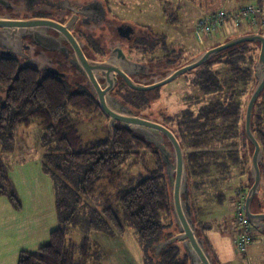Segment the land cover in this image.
Returning <instances> with one entry per match:
<instances>
[{"label": "trees", "instance_id": "1", "mask_svg": "<svg viewBox=\"0 0 264 264\" xmlns=\"http://www.w3.org/2000/svg\"><path fill=\"white\" fill-rule=\"evenodd\" d=\"M257 3L264 5V0ZM159 36L166 56L181 54L170 48L165 33ZM251 46L257 50V55L247 54ZM259 51V43L244 42L220 52L196 68L198 74L193 83L203 95L188 100L190 104H200L205 95L209 99L200 105L198 112L192 106L182 110L177 117V130L169 126L182 145L190 149L186 148L185 156L192 211L196 224L201 223L204 233L211 226L200 218L195 191L202 190L205 177H212L214 168L219 174L227 175L233 165H240L246 172V165L250 162L251 155L245 153V145L253 144L246 136L243 122L246 107L242 97L249 83L256 82L255 63ZM216 62L228 65L226 73L222 69H212ZM145 94L130 90L126 95V100L130 101L127 104L139 113L146 103ZM82 115L90 116L94 120L93 126L96 124L90 134L82 130ZM105 118L108 120L90 90L73 88L58 76L44 75L38 69L22 67L15 58L0 55V140L5 137L12 140L16 127H29L34 121H40L45 131L39 160L51 180L59 220V226L51 231L47 242L34 251L20 252L18 264H85L92 252L90 238L85 237L81 244L71 242L66 228L68 223L76 221L78 210L83 206L91 210L90 227L114 228L119 234L126 230L122 216L125 214L136 226L140 240L150 246L155 242L160 245L171 236L167 229L172 225L178 228L161 150L120 123L115 124L112 134ZM166 120L173 118L167 117ZM252 126L264 150V91L254 107ZM214 139L217 144L211 143ZM221 139L222 145L219 143ZM145 149L152 150L158 167L152 169L146 165V173L128 177L124 165L130 160L131 167L138 164V159H144ZM261 171L262 189L264 157ZM248 187L244 189V197ZM240 193H236L232 200H237ZM1 196L7 197L16 211H23V199L0 156ZM218 196L223 202L224 195ZM93 199L99 201L101 211L95 208ZM233 220L238 234L242 228L238 218ZM199 235L216 261L217 255L208 236L200 232ZM157 246L152 248V264H191L182 242L170 244L160 251ZM78 252L83 256L81 261L76 259Z\"/></svg>", "mask_w": 264, "mask_h": 264}, {"label": "rangeland", "instance_id": "2", "mask_svg": "<svg viewBox=\"0 0 264 264\" xmlns=\"http://www.w3.org/2000/svg\"><path fill=\"white\" fill-rule=\"evenodd\" d=\"M242 1L244 3L258 2V0ZM221 2L222 0H106L108 18L113 19L116 23L126 21L136 31V36L131 41L124 42L126 51L136 60L149 64L151 72L155 75L159 73L161 76L187 63L204 50L227 41V39L236 35L263 31L261 24L257 26L233 27L226 34L216 35L200 45L193 33L194 23L210 10L217 8ZM235 3L236 0H229L226 6L230 8ZM165 10H167V13ZM94 33L101 37L110 35L113 40L121 39L116 30L107 25ZM161 33L167 35L170 48L175 49L178 54L181 53L179 56H166L163 44L159 39V34ZM247 54L257 55V50L251 46ZM228 68V65L223 62H216L212 66V69H222L224 73H226ZM197 74L195 70L191 74L179 76L174 81L158 89L145 91L148 99L139 114L152 117L164 123L167 122L168 126L177 130L179 128L177 117L182 110L192 106L195 112H198L200 105L209 99V96L205 95L203 97L204 100L200 104H190L188 100L189 97L203 95L202 93L199 94V88L193 83ZM256 82L252 81L249 83L248 90L242 97L245 107H247ZM72 87L75 88L74 86ZM76 89H81V87L77 86ZM124 92L123 89L122 93ZM167 117H172L173 120L167 121ZM82 118L84 119L82 130L90 134L96 124L93 126L92 122L94 120H91L90 116L82 115ZM105 120L104 122L107 123L108 120L106 118ZM221 124H219V127ZM213 125L211 124L210 126ZM44 131L38 120L34 121L29 127H16L12 140L8 137L0 140V156L8 166L18 192L23 199V210H26L27 213L41 212V215H45L46 229H48L50 226L58 227L59 220L55 209V195L52 183L50 182L47 185L45 180H41L39 178L41 176L38 175L39 170L45 174L39 160L43 148ZM215 140L211 143L217 144ZM219 143L222 145L223 140H219ZM166 145L169 149L172 148L168 141ZM210 146L213 147L214 145L211 144ZM186 148L190 151L188 147L184 146L185 153ZM245 148V153L248 152L251 155L250 162L245 168L246 172L243 171L240 165H233L228 170L229 173L227 175L219 174L214 168L213 176L205 177L206 183H204L202 190L195 191L196 205L199 207L200 218L211 226V229L204 233L201 223H198L196 224L197 230H199L201 235L206 234L208 236L217 255L215 264H264V235L253 230L251 233L252 238H249L250 242L242 248L238 242L240 236L243 235L241 234L243 229H240L241 232L237 234L238 227L236 226V221L233 220L238 218L241 228L243 227L241 218H239L240 207L238 206H244L246 197H244V189L251 184L249 176L251 174L254 146L247 143ZM144 152V159H138V164L131 167L130 160L124 165V171H126L128 177L135 176L140 172L146 173L147 166L152 169L158 167L157 159L152 150L145 149ZM21 164L26 165V168L22 169L27 179L25 181L21 179L20 175L19 168H21ZM35 177H38L40 181L38 178L34 179ZM28 181L31 182L29 183ZM36 182L39 183L38 186ZM239 191L241 192L239 194L240 197H237V200H232ZM219 194L224 195L225 199L223 202L219 201ZM258 202H262L261 206L264 208V185L259 195L255 197L252 209H255ZM92 203H94L96 209L102 210V206L97 199H93ZM235 211L237 212V214L235 213L236 215L234 214ZM90 215V208L83 206L78 210L77 222H70L66 226L67 237L71 242L81 244L85 237L90 238L92 252L90 259L85 264H152L150 260V256L154 257L152 248L156 247L158 243L155 242V244L150 246L140 240L136 226L125 214H122L126 226L123 234L114 231V228L102 230L101 228L90 227ZM177 232L178 228L175 225L167 229L168 235H173ZM82 257L80 252L76 254L78 261H81Z\"/></svg>", "mask_w": 264, "mask_h": 264}, {"label": "water", "instance_id": "3", "mask_svg": "<svg viewBox=\"0 0 264 264\" xmlns=\"http://www.w3.org/2000/svg\"><path fill=\"white\" fill-rule=\"evenodd\" d=\"M2 2V1H0ZM104 15V14H103ZM102 15V17H103ZM76 17L74 16L67 24L62 25L54 23L55 21L45 18L34 19H19L11 18L6 15H0V45L4 41L14 43L22 35H35L36 40L48 48H52L48 43L47 36L37 31L36 26L54 27L58 30L65 29L66 34H71L70 28L73 26ZM244 42H255L260 44L258 59L255 63L256 85L248 100L245 114V131L249 141L253 144L254 150L251 163V179L250 186L245 197L244 209L247 220L260 231L264 230V213L254 212L252 204L259 193L262 185L261 163L264 157L263 146L255 134L252 126L254 107L262 92L264 91V33L261 31L248 32L235 36L227 41L210 47L193 59L183 64L182 66L171 70L166 75L159 77L157 80L149 83H139L133 81L127 74L131 73L132 69H123V66L128 68L134 66L144 67V64L137 63L125 54L121 46H118L112 52V55L105 61L86 62L81 69L87 77L94 81L97 89V100L108 117V128L113 134L114 126L120 123L135 134L144 137L147 141L153 143L161 150L162 159L165 165V170L168 175L171 194L172 208L175 220L178 226V232L169 237H166L160 245L159 251L175 242H182L186 253L190 258L191 264H215L205 241L199 235L196 222L193 217L192 204L190 198V183L187 169V162L184 147L177 136L176 132L167 126L162 121H158L152 117L139 114L131 106L123 103L112 95L118 80V76H123L128 85L138 91H151L160 88L183 74L192 72L194 69L202 66L220 52L234 47ZM8 55V53H6ZM127 70V71H126ZM104 74L107 83L103 88L95 82L96 73ZM168 141L171 149L166 145Z\"/></svg>", "mask_w": 264, "mask_h": 264}, {"label": "flooded vegetation", "instance_id": "4", "mask_svg": "<svg viewBox=\"0 0 264 264\" xmlns=\"http://www.w3.org/2000/svg\"><path fill=\"white\" fill-rule=\"evenodd\" d=\"M0 1H2L0 2V15H6L11 18L51 19L55 21L54 23H60L63 27V25L67 24L74 16L76 17L73 26L70 28V35L66 34L65 29H62V27H60L61 30L47 26L35 27L37 31H41L42 35L47 36L48 43L52 48H48L39 43L34 34L22 35L14 43L4 41V44L8 46L0 45V55L15 58L22 67H32L38 69L44 75L58 76L75 88L78 86L90 90L97 99L96 84L94 81L90 80L81 69H84L83 65L89 60H107L112 55L114 49L121 46L128 58L137 63L144 64V67L134 66L128 68L127 66H123V69H132L130 70L131 73L127 74L133 81L149 84L161 77V74L157 73V75H155L151 72L149 64L136 60L126 51L124 42L131 41L136 36V31L126 21L116 23L113 19L108 18L106 0ZM105 25L114 28L121 39L113 40L110 35L101 37L94 33ZM6 53H8V55ZM152 76L154 77L153 79ZM94 80L103 88L107 83L104 74L100 72L96 73ZM123 89L125 91L124 93H122ZM130 90L138 91L132 89L128 85L126 79L119 75L112 95L127 104L130 101L128 102L126 100V95ZM144 99L147 100L146 94ZM165 143H167V141ZM252 182L251 180L250 186ZM253 211L264 213V208H262L261 203L258 202V205ZM253 227L257 233L259 232L264 235V230L260 231L255 226Z\"/></svg>", "mask_w": 264, "mask_h": 264}, {"label": "crops", "instance_id": "5", "mask_svg": "<svg viewBox=\"0 0 264 264\" xmlns=\"http://www.w3.org/2000/svg\"><path fill=\"white\" fill-rule=\"evenodd\" d=\"M228 1L229 0H222L221 4L218 5L217 8L210 10L206 14L221 7H225L227 9H236L245 4L242 0H236L235 5L229 8L226 6ZM25 168V164H21V168H19L21 179H23V181L27 180L22 171V169ZM38 175L41 176L39 177L41 180H45L47 185L51 182L49 177L43 174L42 171L39 170ZM36 178L38 177H35L34 179ZM28 182L30 183L31 181ZM36 183L38 186L39 183ZM46 227L47 225L45 224V215H41V212L27 213L26 210H23L22 212L16 211L9 202L8 198L1 196L0 264H18L19 255L22 250L34 251L47 242L51 231L56 227L50 226L48 229H46Z\"/></svg>", "mask_w": 264, "mask_h": 264}, {"label": "built area", "instance_id": "6", "mask_svg": "<svg viewBox=\"0 0 264 264\" xmlns=\"http://www.w3.org/2000/svg\"><path fill=\"white\" fill-rule=\"evenodd\" d=\"M259 24L263 26L261 32L264 33V5L248 2L236 9L221 7L200 17L194 25L193 33L198 43L202 45L216 35L226 34L230 28L245 25L257 26ZM238 207H240L239 218H241L243 226V233H241L243 235L240 236L238 244L244 248L250 242L249 238H251L254 227L245 216L244 206ZM235 213L237 214L236 211Z\"/></svg>", "mask_w": 264, "mask_h": 264}]
</instances>
